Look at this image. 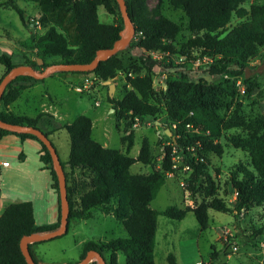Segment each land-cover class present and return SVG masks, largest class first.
Wrapping results in <instances>:
<instances>
[{
	"label": "trees",
	"instance_id": "1",
	"mask_svg": "<svg viewBox=\"0 0 264 264\" xmlns=\"http://www.w3.org/2000/svg\"><path fill=\"white\" fill-rule=\"evenodd\" d=\"M25 1L40 7L42 15L49 17L48 24L51 25L34 42L41 47L37 59L44 61L43 66L40 67L37 61L26 62V65L37 71H42L52 64L88 65L96 58L99 50L113 48L125 29L116 0L105 3L109 15L120 17L118 23L112 24L101 22L98 0ZM252 1L169 0L172 8L180 9L186 14L193 35L183 44L182 54L186 50L189 55L192 51H198L202 57L213 59L212 63L200 66L197 73L212 77L226 75L240 78L246 75V69L252 61L264 57V5L255 3L247 9L245 5ZM125 2L136 31L128 47L176 53L173 43L182 32L181 26L162 15L157 18L149 17V0ZM9 5L19 13L26 25L24 13L15 4V0H9ZM157 13L158 11L155 12ZM64 14H70L75 21L80 38L76 48L70 46L67 35L59 29V19ZM234 16L243 22L226 34ZM48 59L53 62L46 63ZM139 59L144 74L128 78V90L123 99L116 100L109 95V103L113 106L116 117L126 121L127 134L121 138V143L126 144L125 151L105 148L95 141L92 137L93 122L89 117L79 116L62 128L67 131L70 139L69 158L67 162H61L67 180L69 226L73 220L89 219L96 209H107L128 235L127 238L107 242H86L80 260H83L88 252L96 251L105 257L107 264H119L118 253L125 255L126 264H156L159 217H166L171 222H181L189 214H193L199 226L198 234L208 228L209 210L232 212L223 200L216 197L215 182L207 172L208 154H216L219 157L223 155L224 146L219 141L231 130L238 129L246 133L245 137L234 134L227 139L236 149L250 154L252 165V169H249L239 164L231 173L230 186L236 193V211L264 207V116L247 122L236 111L229 119L222 118L218 113L222 106L221 98L235 94V84L228 93L222 85L193 82L187 77L190 72L186 71L185 66H164L167 76L180 73L183 79L180 82H167V89L157 92L153 87L157 62L144 53ZM0 63L5 68L3 77L18 66L7 56H1ZM125 69L123 58L117 53L100 62L92 72L73 74L93 75L99 82L115 83L118 75ZM39 81L29 75H20L13 80L0 100V120L39 128L42 117H52L42 113L36 118H29L9 111V107L19 99L21 93ZM244 83L247 85V93L257 90L254 82H248L245 78ZM164 113L173 135V146L160 143L163 149L162 162L159 168H155L153 148L146 138L142 140L138 157L130 156L135 144V134L133 130H129L136 119L144 123L157 119ZM8 135H16L23 141L35 140L40 144L39 160L42 170L50 173L52 189L59 198V216L55 225L36 227L33 204L30 201L9 206L0 218V264H28L21 250L22 238L33 234H48L60 228L59 181L53 168L52 156L37 137L15 134L0 128V141ZM45 135L50 139V134ZM174 148L184 156L192 170L190 192H195L198 181L203 178L206 181V197L211 200L196 209L169 206L162 212L155 211L151 208V203L166 184L169 175L175 173ZM137 163L152 166V173L133 174L131 168ZM68 233L69 228L65 235ZM41 243L44 242L29 245L34 259L31 247ZM106 253H110L108 259ZM166 261L167 264H179L178 257L172 253L167 256ZM35 262L38 264L36 259Z\"/></svg>",
	"mask_w": 264,
	"mask_h": 264
},
{
	"label": "rangeland",
	"instance_id": "2",
	"mask_svg": "<svg viewBox=\"0 0 264 264\" xmlns=\"http://www.w3.org/2000/svg\"><path fill=\"white\" fill-rule=\"evenodd\" d=\"M108 1L112 0H98L100 20L106 24L118 23L120 17L109 15L105 9V3ZM255 3L264 5V0H253L245 7L249 9ZM15 4L24 13L27 24L22 22L19 13L9 5V0H0V57L7 56L14 63H19L22 56L30 50H36L35 57L40 54L41 47L35 45L34 42L51 25L48 24L49 17L40 15L42 10L37 5L25 0H15ZM149 8V17L157 18L162 15L181 26L182 32L173 45L176 47V53L182 54L183 44L193 37L186 14L180 9L172 8L169 0H149ZM157 11L158 13L155 14ZM63 18L64 22H62ZM70 19V14L62 16L60 23H63L64 26L61 27V30L67 35L70 46L76 48L80 41L79 34L76 31L75 21L73 19L69 21ZM242 22L243 20L234 16L227 27L226 34ZM30 30H36V34L32 36ZM187 52L189 51L186 50L183 54H187ZM192 52L193 54L191 56L188 54V56L195 60L201 59L200 63H203L204 59L200 53ZM262 52L264 54V50ZM142 53V50L130 47H126L118 53L123 58L126 69L115 80L117 87H115L113 98L116 100L123 99L128 90V78L144 74L139 59ZM52 62L51 59L46 60L48 64ZM198 69L199 67L187 66L186 71L192 72V74H187L189 80L222 85L228 93L235 84V94H228L221 98L222 106L218 113L222 118L229 119L236 111L247 122L264 116V57L255 59L246 69V73L248 71L250 74V78L246 80L257 85V90L253 93H247V85L244 83L246 75L240 78L226 75L212 77L197 73ZM3 71L4 67L0 63V76ZM182 79L180 73L169 74L166 85L167 82H180ZM45 82L44 86L36 89L30 102L23 101L21 103L26 112L34 114L42 110L56 111L57 115L62 117L63 123L74 121L79 116L89 117L94 124V139L97 142L105 144L106 148L126 150V144L121 143V138L127 134L125 131L126 121L118 119L115 113L111 112L113 106L109 103V88L103 82H95L88 88L82 87L84 90L79 92L74 91L62 77H47ZM155 86V90L158 92V82ZM88 91L92 92L88 93ZM48 94L60 101L59 104L54 105L55 108L50 104ZM50 107L53 109L50 110ZM166 119L164 113L157 119L144 123L139 122L137 126L133 125L129 131L133 130L135 134V144L130 156L138 157L142 140L146 138L153 148L154 166L155 168L160 167L163 154L162 145L173 146V135ZM259 133L261 134L262 131ZM234 134L246 136L243 130L235 129L226 132L219 141L224 146L223 155L219 157L216 154H208L207 156V172L215 182L216 197L223 200L233 211L222 213L209 210L207 213L208 228L198 234L199 226L193 214H189L181 222H171L166 217H159L157 264H167L166 258L170 253L178 257L179 264H264V207L236 211V193L230 186L231 173L236 170L239 164L252 169L250 154L236 149L228 142L227 138ZM51 141L57 148L61 162L65 163L70 153V139L67 131L62 130L56 137L51 138ZM35 142L34 146L40 150V144ZM28 156L27 162L21 168L16 161L7 158L12 170H4L0 174V183L4 193L10 196H19L24 199L23 202H28L30 196L20 194V192L33 190V177L38 180L40 186H44L45 194V190L52 183L50 173L42 170L39 155L35 150L28 153ZM173 156L175 173L169 175L166 184L151 203V208L159 212L166 210L169 206H177L180 209H196L202 203L210 202L211 199L205 194L206 181L203 178L200 179L195 192L191 193L189 181L192 170H186L188 167L186 160L175 148ZM152 171V166L141 163H137L131 168V172L138 175H148ZM28 173L32 174V178L28 177ZM77 179L80 180L79 175H77ZM127 237L124 227L114 219L111 212L107 209H96L93 211L91 219L72 221L67 235L41 243L33 250L38 264H76L80 261L83 243L88 241L101 243ZM109 256L110 253H106L107 259ZM93 262L97 264L96 260ZM118 263L126 264V257L123 253L118 254Z\"/></svg>",
	"mask_w": 264,
	"mask_h": 264
},
{
	"label": "crops",
	"instance_id": "3",
	"mask_svg": "<svg viewBox=\"0 0 264 264\" xmlns=\"http://www.w3.org/2000/svg\"><path fill=\"white\" fill-rule=\"evenodd\" d=\"M40 15H42V11H41ZM62 16H64V15H62ZM62 16L60 17V19L62 18ZM60 19H59L58 25H59V29L61 30V27H63L64 24L60 23ZM71 19H73L72 16H71ZM71 19L69 21H71ZM62 22H64V18L62 19ZM61 31L63 32V30H61ZM30 34L32 36H34V34H36V30H34V31L30 30ZM79 40H80V38H79ZM30 51L26 55L22 56V59L19 63H14V62L13 63L16 65H26V62L37 61L38 60L37 57L34 56V52L36 50H33V51L30 50ZM4 73H5V68H4L2 75L0 76V79L3 77ZM57 73H59V74H57ZM55 76L62 77L65 82H68L70 84L71 88L74 91H76V88L78 86L84 85V81L86 79H93L92 81L94 83L99 82L97 79L94 78L93 75H81V74H73V73H68V72H66V73L65 72H55V73L50 74L47 77H55ZM47 77L40 80L39 82H37L36 84H34L29 89L23 91L21 93V96L19 97V99L9 107V111L15 113L16 115L26 116L29 118H36L39 114H42V113L51 115L52 117H47V116L42 117L39 121V124H38V126L42 132H44L46 134H50V139H51V138L56 137L62 131V128L64 125L72 123L73 121H68L66 123H63L61 121L62 117L57 115L56 111L52 112V111L42 110V111H37L34 114L33 113L30 114V113L26 112L21 106V103L23 101L30 102V99L33 97V93L36 91V89H38L39 87L44 86L46 84L45 81H46ZM113 84L115 85V87H117L115 83H113ZM91 92L92 91H88V93H91ZM49 102L51 105H53L54 108H55L54 105L60 103V101L58 99H56L54 97L52 98L51 95H49ZM51 109H53V108L50 107V110ZM111 112H112V110H111ZM64 120H66V119L64 118ZM92 137L94 139V124H93ZM34 143H36L35 140L28 139V140L23 141L20 137H18L16 135H8V136L4 137L0 141V162H5V161H7L6 160L7 158H11L14 161H16L17 165L21 168L22 165H24L27 162L28 157H29L28 153L32 152V150L33 151L35 150L36 154L39 155L40 150H38V148H36L34 146V145H36ZM101 145L106 148L105 144H101ZM56 150H57V148H56ZM67 160H66V162H67ZM10 168H11V165H9V167H6V168L0 167V174L4 170L5 171L6 170L7 171L12 170ZM28 177L32 178V174L30 175L28 173ZM0 182H1V180H0ZM32 184L34 186V188H32L33 190H30L27 192L23 191L24 193L20 192V194L30 196L29 201L32 202V204H33L35 226L36 227H42V226L55 225L58 222V216H59V198H58V195L55 193V191L52 189V183H51L50 187L47 190H45L46 194L44 192V186H40V183L34 177L32 178ZM23 201H24V199H22L19 196H10V195L4 193L3 186L0 183V218L2 217V215L4 214V212L6 211V209L9 206H11L13 204L22 203ZM91 218L92 217H90L89 219H91ZM89 219L77 220V221H87ZM69 230H70V226H69ZM85 243L82 244V250H83V246ZM37 245H39V244L32 245V247H31V250L33 252L34 257H35V252L33 249ZM89 264H94V262L91 261ZM156 264H157V260H156Z\"/></svg>",
	"mask_w": 264,
	"mask_h": 264
},
{
	"label": "water",
	"instance_id": "4",
	"mask_svg": "<svg viewBox=\"0 0 264 264\" xmlns=\"http://www.w3.org/2000/svg\"><path fill=\"white\" fill-rule=\"evenodd\" d=\"M120 11L122 14V18L124 21V32L121 34V39L115 43L113 48L99 50L97 52L96 58L88 65L81 64H52L42 71H37L30 65H18L13 68L10 72H8L0 82V100L3 96L4 91L7 86L15 80L20 75H29L36 80H42L55 72H92L95 70L100 62L106 61L112 56H115L120 51L124 50L126 47L130 45L132 40L134 39V35L136 33L135 28L132 24V21L129 17L127 6L125 0H116ZM37 64L39 66L44 64L42 59L37 60ZM261 72V70H259ZM246 79L250 78V74L247 71ZM105 86L109 87V95L113 97L115 92V85L112 81H108L104 83ZM0 128L15 134H30L37 137L48 149L52 156L53 168L57 174L59 181V197H60V205H61V223L59 230L55 232H51L48 234H33L30 236H25L21 240V250L28 264H37L35 259L33 258L29 245L39 242H47L51 240H55L64 236L68 232L69 228V213H70V204L68 200V192H67V180L64 168L62 166L61 160L59 158L58 152L51 142V140L42 132L39 128L31 127L28 125H16L10 124L0 120ZM96 260L97 264H107V260L100 253L96 251L88 252L86 257L83 260H80L76 264H89L91 261Z\"/></svg>",
	"mask_w": 264,
	"mask_h": 264
},
{
	"label": "built area",
	"instance_id": "5",
	"mask_svg": "<svg viewBox=\"0 0 264 264\" xmlns=\"http://www.w3.org/2000/svg\"><path fill=\"white\" fill-rule=\"evenodd\" d=\"M171 43V42H169ZM165 44L167 42L165 41ZM142 52L150 57L153 61L157 62V67L154 72V79H153V87L156 89L155 84L158 82V92L160 91H165L167 89L166 85V79H167V74L164 72V66H185L187 68L188 65H191L192 67H200L205 64H210L212 62V58L210 57H203V63H200L201 59L195 60V58H191L188 56V54H178V53H173L171 51H155V50H142ZM193 54V52L191 53ZM190 54V56H191ZM195 60V61H194ZM93 79H86L84 81V85L78 86L76 88V91H82L84 90L82 87L88 88L95 83L92 81ZM112 112L115 113L114 109H112ZM139 124V120L136 119L134 126H137ZM174 128L176 126H173ZM189 127V126H188ZM9 162H0V167L6 168L9 167ZM190 169L189 167L186 168V170Z\"/></svg>",
	"mask_w": 264,
	"mask_h": 264
}]
</instances>
